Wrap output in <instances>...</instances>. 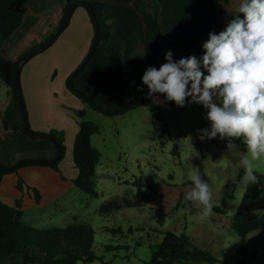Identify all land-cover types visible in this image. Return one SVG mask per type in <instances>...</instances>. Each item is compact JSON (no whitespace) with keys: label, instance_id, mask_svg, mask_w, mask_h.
<instances>
[{"label":"crops","instance_id":"1","mask_svg":"<svg viewBox=\"0 0 264 264\" xmlns=\"http://www.w3.org/2000/svg\"><path fill=\"white\" fill-rule=\"evenodd\" d=\"M98 1L105 2L103 11L113 25L112 33L107 42L97 45L75 82L94 100L114 108L148 90L141 78L150 64L145 55H141L157 39L144 22L146 11L151 12L153 6H157L163 36L180 42L188 41L205 27L209 19L206 0ZM239 3L240 0H213L216 17L210 31L189 47L171 43L160 45V66L166 63L164 56L168 51H171L174 61L190 55L199 59L209 32L218 34L223 31L235 15L243 18V14L235 13ZM26 6L21 24L0 45V53L11 60L20 59L27 50L42 43L55 31L64 16L65 0H30ZM94 33L88 11L77 6L67 26L49 46L53 49L48 51V56L40 59L32 56L20 71L31 128L49 133L56 131L63 137L66 154L58 163L59 170L46 165H26L2 177L0 201L14 205L16 199L21 197L22 217L29 210V219L35 223L67 219L66 216H62V220L55 215L66 209L61 199L66 200L67 182L76 178L78 169L75 167V170H71L68 166L69 176H66L64 168L69 164L70 151L79 130L81 118L77 112L83 110L85 116L90 111L83 99L68 89L67 79L89 51ZM190 100L188 98L186 102ZM153 101L162 110L175 105L166 101L163 94H155ZM21 125L20 109L12 98L10 87L0 79V164L11 165L30 157H53V143L30 137L19 128ZM18 181H21V189L17 187ZM29 225L44 228L41 224ZM216 225L220 226L218 223ZM242 240L240 250L244 247L247 253L254 252V257L246 264H264V249H261L264 230H256ZM36 250L35 247L29 248L32 253H36ZM236 257L239 260L243 258L241 251L236 253ZM21 260L20 254L0 255V261Z\"/></svg>","mask_w":264,"mask_h":264},{"label":"rangeland","instance_id":"2","mask_svg":"<svg viewBox=\"0 0 264 264\" xmlns=\"http://www.w3.org/2000/svg\"><path fill=\"white\" fill-rule=\"evenodd\" d=\"M51 47L35 54L36 59L47 57ZM98 103L111 110L119 108ZM86 105L89 113L77 115L97 126L92 136V143L101 152L94 177L97 196L81 191L69 179L66 200L61 199L66 209L55 215L62 220L66 216L65 221L35 223L29 219V210L22 219L45 229L75 220L90 224L94 229L96 258L79 264H146L152 246L159 243L161 232L167 230L184 233L192 244L209 248L223 262L236 264L240 259L236 253L240 252L243 240L230 233L229 226L246 189L241 182L244 172L240 176L239 167L246 152L243 143L235 140L228 145L227 140L219 137L200 140L198 130L210 128V124L203 106L190 101L183 107L166 106L159 126H154L147 106L107 114ZM72 161L71 149L69 164L64 168L66 176L68 166L75 170ZM196 170L213 193V214L206 220L199 219V204L185 200V194L193 187L188 177ZM256 172L264 176V163L257 162ZM111 199L118 201L117 208L101 211V205Z\"/></svg>","mask_w":264,"mask_h":264},{"label":"trees","instance_id":"3","mask_svg":"<svg viewBox=\"0 0 264 264\" xmlns=\"http://www.w3.org/2000/svg\"><path fill=\"white\" fill-rule=\"evenodd\" d=\"M28 1L30 0H0V45L21 24L27 10L26 4ZM73 1L75 0H65L64 13L67 6ZM86 1L92 5L100 25L101 35L99 43L107 42L111 36L113 25L103 11L105 2L98 0ZM144 22L157 40L164 37L158 19L157 6L154 5L151 12H145ZM154 44L155 42L150 44L146 48L145 53V57L152 67H154ZM18 60H11L0 53V79L10 87L12 98L19 107L13 81V69ZM70 91L74 93L72 90ZM83 101L86 102L85 100ZM138 105L147 106L152 112L154 126H159L163 119V111L160 105L154 103L153 96L142 99L132 104L129 108ZM78 114L83 117V110L78 111ZM19 128L23 131L22 125ZM96 132L97 126L91 120L82 118L72 149L73 161L78 169V174L73 180L74 184L81 191L92 196H97L94 177L96 175V165L101 157L100 150L92 143V136ZM50 133L58 138L63 148L61 159L52 165L53 168L59 170L58 163L64 157L65 145L60 134L56 131H51ZM53 146L55 148L54 143ZM243 172L244 169L241 168L240 176ZM4 174L0 172V184ZM255 174L259 182L246 187L229 226L230 233L241 238H246L256 230H264V176L257 172ZM17 187L19 189L22 188L21 181H18ZM36 200H38L37 194ZM117 206L118 201L111 199L103 203L100 210L107 212L111 208H117ZM217 210L219 209L217 208ZM93 243L94 229L86 222L75 220L64 226L50 229L34 227L22 219L21 197L16 199L14 205L0 201V255L20 254L22 256L21 261H0V264L87 263L96 258ZM30 247H35L37 252H30ZM240 251L243 258L236 264H246L247 261L254 257V252L247 253L244 247ZM179 262H189L190 264H201L202 262H207L208 264H231L220 260L209 248L192 244L189 237L184 233L178 234L170 230L161 232L159 243L152 246L151 258L145 263L175 264ZM101 264L111 263L102 261Z\"/></svg>","mask_w":264,"mask_h":264},{"label":"clouds","instance_id":"4","mask_svg":"<svg viewBox=\"0 0 264 264\" xmlns=\"http://www.w3.org/2000/svg\"><path fill=\"white\" fill-rule=\"evenodd\" d=\"M235 13L243 18L235 15L223 31L209 32L199 59L190 55L174 61L168 51L166 63L148 67L141 79L149 96L163 94L179 107L191 98L203 106L210 128L198 130L200 140L243 143L239 167L247 187L259 182L257 162L264 163V0H240ZM188 179L193 187L185 200L199 204V219L206 220L214 206L210 186L198 170Z\"/></svg>","mask_w":264,"mask_h":264},{"label":"water","instance_id":"5","mask_svg":"<svg viewBox=\"0 0 264 264\" xmlns=\"http://www.w3.org/2000/svg\"><path fill=\"white\" fill-rule=\"evenodd\" d=\"M206 4L208 7V12H209V19L205 27H203L198 33H196L193 37H191L188 41L185 42H180L174 38L170 37H163L158 39L153 47V64L154 67L157 69L160 67L159 59H158V48L160 45L164 43H171L174 45H177L179 47H189L196 43L202 36H204L210 29L213 27L214 22H215V10H214V4L212 0H206ZM82 5L86 8L88 11L91 21L94 26V37L92 44L90 46L89 51L83 58V60L80 62V64L72 71V73L69 75L67 79V87L72 90L76 95L81 97L83 100H85L89 105H91L93 108L107 114H118L122 113L125 110H127L132 104L150 97L148 95V90L144 93H141L139 95H136L134 97H131L128 99L124 104H122L118 109L116 110H111L108 108H105L104 106L100 105L98 102H96L88 93L80 89L76 83H75V78L78 74H80L83 69L86 67L88 64L90 58L92 57L99 41H100V35H101V29L99 22L96 18V15L94 13L92 5L86 1V0H75L72 3H70L64 13V16L62 18V21L58 25V27L53 31V33L50 35L49 38L44 40L42 43L39 45L27 50L18 60L16 63L14 69H13V81H14V88L17 94V100L19 104V109L22 117V127L23 131L29 135L32 138H43L47 139L51 142L54 143L55 145V154L51 158H24L19 160L18 162L11 164V165H1L0 164V172L1 173H9L17 170L18 168L25 166V165H54L57 163L62 156L63 153V148L61 142L58 140V138L53 135L52 133L49 132H41V131H35L31 128L30 122H29V116H28V110H27V105L25 101V97L23 94L22 90V84H21V79H20V71L23 66V64L28 61L32 56L35 54L43 51L44 49L48 48L55 40L56 38L60 35V33L63 31V29L67 26L72 13L74 9Z\"/></svg>","mask_w":264,"mask_h":264},{"label":"built area","instance_id":"6","mask_svg":"<svg viewBox=\"0 0 264 264\" xmlns=\"http://www.w3.org/2000/svg\"><path fill=\"white\" fill-rule=\"evenodd\" d=\"M237 256H240V254H237Z\"/></svg>","mask_w":264,"mask_h":264}]
</instances>
